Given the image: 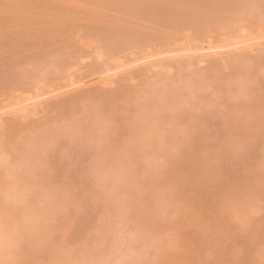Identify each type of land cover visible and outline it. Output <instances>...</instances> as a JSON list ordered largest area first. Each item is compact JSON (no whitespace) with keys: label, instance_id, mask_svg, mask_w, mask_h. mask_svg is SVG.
<instances>
[{"label":"bare ground","instance_id":"6f19581e","mask_svg":"<svg viewBox=\"0 0 264 264\" xmlns=\"http://www.w3.org/2000/svg\"><path fill=\"white\" fill-rule=\"evenodd\" d=\"M0 264H264V0H0Z\"/></svg>","mask_w":264,"mask_h":264},{"label":"rangeland","instance_id":"374dc122","mask_svg":"<svg viewBox=\"0 0 264 264\" xmlns=\"http://www.w3.org/2000/svg\"><path fill=\"white\" fill-rule=\"evenodd\" d=\"M39 113H40V112H39ZM39 113H37V114H39ZM41 113H42V112H41ZM35 116H36V115H35ZM38 116H39V115H38ZM24 123H25V125H26V124H28V122H27V121H25ZM71 148H72V147H71Z\"/></svg>","mask_w":264,"mask_h":264}]
</instances>
